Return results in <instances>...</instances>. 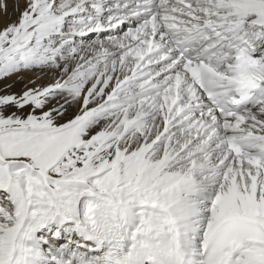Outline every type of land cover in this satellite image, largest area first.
Wrapping results in <instances>:
<instances>
[{
    "label": "snow or ice",
    "instance_id": "snow-or-ice-1",
    "mask_svg": "<svg viewBox=\"0 0 264 264\" xmlns=\"http://www.w3.org/2000/svg\"><path fill=\"white\" fill-rule=\"evenodd\" d=\"M0 264H264V0H0Z\"/></svg>",
    "mask_w": 264,
    "mask_h": 264
},
{
    "label": "bare ground",
    "instance_id": "bare-ground-1",
    "mask_svg": "<svg viewBox=\"0 0 264 264\" xmlns=\"http://www.w3.org/2000/svg\"><path fill=\"white\" fill-rule=\"evenodd\" d=\"M12 3L13 0H9V14H11L12 12ZM27 81H28V77L27 76L23 77V83L17 82L12 90L15 92H20L24 88L25 84H27Z\"/></svg>",
    "mask_w": 264,
    "mask_h": 264
}]
</instances>
